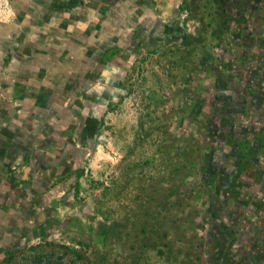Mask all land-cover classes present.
I'll use <instances>...</instances> for the list:
<instances>
[{
  "label": "rangeland",
  "instance_id": "rangeland-1",
  "mask_svg": "<svg viewBox=\"0 0 264 264\" xmlns=\"http://www.w3.org/2000/svg\"><path fill=\"white\" fill-rule=\"evenodd\" d=\"M15 2L56 148L51 215L0 264H264V0Z\"/></svg>",
  "mask_w": 264,
  "mask_h": 264
},
{
  "label": "crops",
  "instance_id": "crops-1",
  "mask_svg": "<svg viewBox=\"0 0 264 264\" xmlns=\"http://www.w3.org/2000/svg\"><path fill=\"white\" fill-rule=\"evenodd\" d=\"M15 1L10 0L14 7ZM141 1L146 16L163 20L174 14L178 3ZM19 34L13 23H0L1 250L42 230L39 226H45L51 215L45 196L47 188H52V166L45 161L56 145L47 143V114L42 101L48 97L52 62L39 51L21 49ZM55 142L59 144L60 140Z\"/></svg>",
  "mask_w": 264,
  "mask_h": 264
},
{
  "label": "built area",
  "instance_id": "built-area-1",
  "mask_svg": "<svg viewBox=\"0 0 264 264\" xmlns=\"http://www.w3.org/2000/svg\"><path fill=\"white\" fill-rule=\"evenodd\" d=\"M11 5L9 0H0V22L9 19L11 15Z\"/></svg>",
  "mask_w": 264,
  "mask_h": 264
},
{
  "label": "trees",
  "instance_id": "trees-1",
  "mask_svg": "<svg viewBox=\"0 0 264 264\" xmlns=\"http://www.w3.org/2000/svg\"><path fill=\"white\" fill-rule=\"evenodd\" d=\"M50 264H60V263H50Z\"/></svg>",
  "mask_w": 264,
  "mask_h": 264
}]
</instances>
